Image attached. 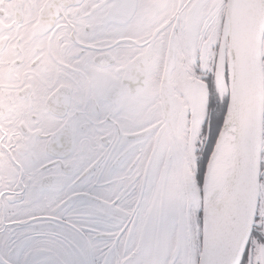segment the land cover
Returning <instances> with one entry per match:
<instances>
[{
	"label": "snow or ice",
	"instance_id": "1",
	"mask_svg": "<svg viewBox=\"0 0 264 264\" xmlns=\"http://www.w3.org/2000/svg\"><path fill=\"white\" fill-rule=\"evenodd\" d=\"M0 264H264V0H0Z\"/></svg>",
	"mask_w": 264,
	"mask_h": 264
}]
</instances>
